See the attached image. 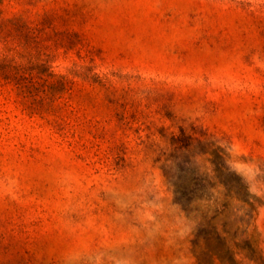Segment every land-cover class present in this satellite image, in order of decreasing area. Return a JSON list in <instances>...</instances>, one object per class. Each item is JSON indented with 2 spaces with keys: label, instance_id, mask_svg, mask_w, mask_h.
Returning <instances> with one entry per match:
<instances>
[{
  "label": "rangeland",
  "instance_id": "obj_1",
  "mask_svg": "<svg viewBox=\"0 0 264 264\" xmlns=\"http://www.w3.org/2000/svg\"><path fill=\"white\" fill-rule=\"evenodd\" d=\"M8 20L33 88L0 77V264H264V0H2Z\"/></svg>",
  "mask_w": 264,
  "mask_h": 264
},
{
  "label": "trees",
  "instance_id": "obj_2",
  "mask_svg": "<svg viewBox=\"0 0 264 264\" xmlns=\"http://www.w3.org/2000/svg\"><path fill=\"white\" fill-rule=\"evenodd\" d=\"M2 0H0L1 3ZM8 20V24L1 22L0 28H8L11 23ZM8 26V27H7ZM0 77L8 83H13L14 87L17 89L18 93L27 97L32 94V85L25 83L21 78H26L25 69L21 66L13 64V60L8 57V55L0 56ZM69 80L66 76H60V83L64 91L68 90ZM215 169L219 170V183L223 185L230 193H233L237 197L248 200L250 197V191L247 185L243 182L242 178L237 175V173L231 171L225 163H217Z\"/></svg>",
  "mask_w": 264,
  "mask_h": 264
}]
</instances>
